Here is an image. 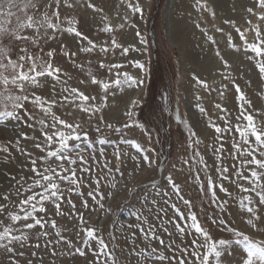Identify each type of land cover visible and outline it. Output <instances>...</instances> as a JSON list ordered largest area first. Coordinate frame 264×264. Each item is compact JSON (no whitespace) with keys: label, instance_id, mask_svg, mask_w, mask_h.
I'll return each instance as SVG.
<instances>
[{"label":"rangeland","instance_id":"obj_1","mask_svg":"<svg viewBox=\"0 0 264 264\" xmlns=\"http://www.w3.org/2000/svg\"><path fill=\"white\" fill-rule=\"evenodd\" d=\"M15 2L19 8L13 9L15 13L13 17L0 16L2 26L14 33L4 40L0 48L4 49V56L10 57L17 67L13 69L9 65L0 68V77H7L11 81L20 71L34 75V72H30L33 62L36 64L35 71L46 70L47 65L51 63L52 67L59 68L60 72L56 74L58 79L46 74L36 77L35 84L30 81L23 82L22 88L19 82L15 85L11 83L4 85L0 79V111H12L11 102H8L5 108L9 95L28 98L21 101L22 110L16 109L22 120L16 121L10 117L0 116V205L5 206L4 210L0 211V220L3 221L0 224V231L10 226L13 229H21L29 235L23 247L13 242L10 247L14 251L11 253L6 248L0 247V264H29V262L30 264H98L96 250L99 246L95 242H92L91 248L83 246L85 233L81 230V214L87 221L83 227L99 229L97 235L104 238L109 249L113 244L118 246L117 257L120 264H140L143 257L136 253L148 250L149 245L165 256H187L192 260V264H198L192 257L194 248L192 240L199 241L202 237L195 234L194 230L188 229L181 234L176 227V223L180 222L178 216L175 223L168 222L176 215L171 208L172 203H175L181 211L188 212V208L172 191L167 181L169 174L179 183L180 194L184 199L192 202V211L196 212L201 226L209 232L212 240L233 241L222 249L220 264H243L247 256L244 246L236 242L234 233L228 229L241 231L254 242H264V201L259 197L261 189L243 193L231 183V179H235L232 165L235 163L239 166V161H233L230 155L233 152L232 137L239 139L235 131L220 134L223 139L219 143L224 145L223 164L229 168L230 179L217 178L215 172L217 162L213 148L219 147V143L216 142L218 134L210 126L209 121L224 127V121L220 117L225 116L226 113L216 108V105L220 104L227 110L231 124L236 123L235 117L239 114L240 103L236 85H239L246 98L252 102L249 111L254 118L260 120L264 115V73L259 71L255 60L249 59V56L254 54L244 50L243 42L236 31L237 28L244 31L250 43L255 42L256 26L260 27L264 35V20L260 19L261 14H264V8L260 7L259 0H200V4L197 0H60L59 7L55 0H15ZM33 4L35 7H31ZM89 4L95 7H89ZM129 4L133 6L139 4L143 10L142 14L133 12L128 7ZM204 4L207 7H201ZM25 5L28 7L26 8ZM249 8L252 9L251 13L248 12ZM57 11L58 16L54 15ZM45 14L51 23L59 24L60 29L47 28L46 24L19 28V24L27 23L28 17H32L35 22H44ZM249 21L251 24L248 23ZM109 25L113 30L105 31L104 29ZM172 25L180 26L174 31L175 35L172 34ZM68 27H76L82 35L77 36L75 33L64 31ZM137 32L148 41L147 45L140 43ZM229 34L239 51L229 47L227 39ZM209 36L216 40L215 44L208 39ZM84 37L95 45L91 52L80 50L81 47H91ZM112 39L129 48L126 56L120 54L121 49L112 48ZM103 47H108L109 51L107 53L100 51ZM133 48L140 51H133ZM145 48L147 51H144ZM217 49L229 62V68L226 69L220 58L216 56ZM49 52L53 53L51 57L48 56ZM73 53L75 55H72ZM21 56L25 57L23 61L20 60ZM137 60L143 63L144 68L135 66L134 62ZM3 63L8 65V60L4 59ZM101 63L122 64L123 67L108 72L106 68L100 67ZM117 71L126 72L136 80H143V83L131 86L126 84L122 89L112 87L107 92L99 84L92 83L93 76L98 81H112L116 78ZM225 72L228 73V79H224ZM197 77L205 81L208 87L205 88L197 83ZM224 85L227 87H222ZM65 88L69 89V92L63 91ZM72 88L84 92L85 95L95 96L96 100L90 99L85 106L103 105L102 112L96 115L84 112L78 106L80 102L74 101L70 93ZM221 91L223 95H220ZM64 96H68V100H64ZM105 96H107L106 101ZM36 97H40V102H35ZM52 100L56 103L51 105V112H48ZM133 101L136 102L135 105ZM200 108H204L205 112L201 113ZM129 110L134 113L132 120L143 124L144 128L134 124L132 128L126 130L124 138L135 139L143 147L155 150L149 153L150 159L153 160L151 169H146L143 163L139 168L134 167L136 162L131 156L139 155L137 151L129 145L121 144L120 134L112 132L105 126L111 123L115 127H121L128 123L129 117L126 113ZM52 114L68 123L80 124L83 131L88 133V138L93 144L90 147L82 141L80 147L84 149L83 154L92 168L89 173L81 174L77 167L78 178L83 175L80 184L83 195L65 192V196L70 197L75 208L65 200L60 206L63 215H58L54 205L46 201L44 207L47 212L37 213L48 221L43 230L39 226L31 230L23 229L24 222L12 221L9 213L23 215L18 204L31 193H24L22 187H27L37 178L31 171V160H37V169L42 166H55L58 163L54 157L42 162L39 158L46 155V151L42 152L35 148V143L39 142L43 145L45 142L39 121L44 120L50 124ZM100 115L104 117L103 123L99 122ZM57 126L63 129V126ZM97 126L101 127V133H96ZM189 126L196 132V136L191 140ZM44 131L54 130L49 128ZM148 135L151 136L150 141ZM101 138L120 144L121 152L127 151L129 158L121 156L123 163L116 161L113 155L114 144L101 145L99 143ZM197 138L202 141L199 145L195 143ZM190 143L192 147H189ZM55 147L54 144L53 148ZM101 147L105 150L103 156L99 153ZM197 149L208 165L207 175L213 178L219 202L227 201L223 207L212 201L207 175L202 166L192 159ZM185 160L188 161L187 164L184 163ZM105 161L113 171L115 167H119L124 173L123 176L116 174L118 184L115 191L107 186L106 179H102L107 170L96 166L97 163L102 165ZM197 172L200 173L199 180L196 179ZM248 174L245 171V175ZM97 179H101V191L112 192L106 200H100L104 208H100L87 195L95 187ZM17 181L20 183L18 184ZM152 183H156L159 187L152 188ZM202 183L203 190L200 187ZM221 183L228 189L227 193L220 190ZM240 183L245 187L250 186L247 181ZM61 187L66 189L67 185L61 184ZM133 188L135 190L130 193L129 189ZM18 191L21 192L20 196H17ZM245 195L251 197V201L245 203L253 208L252 213L240 204V199ZM84 200L88 201L87 208L82 207ZM153 201L156 203L154 204ZM161 207L167 210L166 216L160 214L163 223L155 218L157 210ZM109 208L111 212L106 211ZM137 209L144 210L149 223L156 225L157 239L145 241L140 229L135 227L140 223L132 215ZM149 209L151 212L148 211ZM53 220L56 222L55 228L51 224ZM27 222L31 223L32 220L29 219ZM128 224L133 227L128 228ZM141 227L146 228V225L141 224ZM44 231L49 233L47 237L43 236ZM57 232L65 240L71 241L74 247L70 248L64 241L55 244L54 242L60 238L56 235ZM77 232L80 234V240H77ZM13 234L20 233L14 231ZM37 234H39L38 239ZM113 234L116 236L115 242L111 240ZM133 234H135L134 242ZM159 240H163L164 244H160ZM49 241L53 243L50 244ZM37 244L39 247H36ZM76 247L83 248L84 254L77 253ZM183 248H187L188 252H182ZM133 249L136 252H133ZM20 251L24 252L22 257L18 255ZM201 252H206V249H202ZM106 259L99 258V264H104ZM144 264H176V262L171 259L165 261L153 259L144 261ZM209 264H217L214 255L210 257Z\"/></svg>","mask_w":264,"mask_h":264},{"label":"snow or ice","instance_id":"obj_2","mask_svg":"<svg viewBox=\"0 0 264 264\" xmlns=\"http://www.w3.org/2000/svg\"><path fill=\"white\" fill-rule=\"evenodd\" d=\"M55 3L57 7H59L60 0H55ZM197 3L200 4V0H197ZM259 5L261 8H264V0H259ZM27 8L28 5H25ZM31 7H35V5H31ZM89 7H95V5L89 4ZM128 7L133 12L141 13L143 10L137 4L136 6H133L132 4H129ZM201 7H207L206 4L201 5ZM19 5L15 2V0H0V16H6V17H13L15 13L13 12V9H18ZM248 12L251 13L252 9L249 8ZM58 11L54 13V15L58 16ZM261 20H264V14H261L260 16ZM71 23V22H70ZM227 23V22H226ZM251 24V22H248ZM34 24H39V26H44L46 24L47 28H51L54 30L60 29L59 24H53L48 20L47 14H45L44 22H35L33 21L32 17H28L26 24H19V28H31ZM3 22H0V45L3 44L4 40L6 38H10L14 33H12L8 28H5L2 26ZM119 27H123V25H119ZM105 31H112L111 25L107 26ZM64 31L75 33L77 36H81L82 33H80L76 27H68L67 29H64ZM217 31H222V29H217ZM237 33L239 34L240 40L243 42V48L246 51H249L250 53H253L254 55H250L249 59L255 60L256 65L259 68V71L264 73V35L261 33V29L259 26L255 27V42H249L245 32L241 31L239 28L236 29ZM136 35L140 37V43L142 45H147L148 41L140 36V33L137 32ZM20 37H17L19 39ZM208 39L215 44L216 40L209 36ZM228 44L229 47L234 48L236 50H240L237 48V45L233 42L231 34L228 35ZM84 40L88 42V44L91 47H81L82 52H91L95 45L92 41L88 40L87 37H84ZM112 48H118L121 49V55L126 56L129 52L128 47H124L123 45L116 42L115 39H112L111 41ZM133 51H140V49L133 48ZM100 51H103L107 53L109 51L108 47H103L100 49ZM144 51H147V48L144 49ZM53 55L52 52L48 53V56L51 57ZM72 55H75L73 53ZM216 56L220 58L222 61L224 67L227 69L230 67L229 62L224 59V57L221 55L220 50H216ZM8 60V65H5L3 63V60ZM25 59L24 56L20 57V60L23 61ZM31 59V57H29ZM135 66L138 68H144L143 63L140 61L134 62ZM11 66L13 69L17 67L16 63L11 60L10 57L4 56V49L0 48V68H6L8 66ZM36 64L33 62L32 68L30 69V72H34V75H31L30 73H25L24 71H20L18 76H15L12 78L11 81L7 77H0L2 79L4 85H8L9 83L15 85L18 82L20 83L21 88L23 87V82L30 81L31 83H36V77H42L46 74L48 76L56 77V74L60 72L59 68H53L51 63L47 65V69L43 71H35ZM101 68H106L108 72H113L114 69H120L123 67L122 64H112V65H105L104 63L100 64ZM115 79L112 81H98L95 76L92 77V83L99 84L105 92H107L110 88L115 87L122 89L124 85L131 86L132 84H142L143 80H136L135 78L129 76L128 73H121L117 71L115 73ZM228 73H224V79H228ZM197 83L203 85L205 88L208 87L207 83L203 80H200L199 77L196 78ZM226 88L227 86H222ZM63 91L69 92V89L65 88ZM236 91L239 95V114L235 117L236 123L233 125L231 124L230 119L227 115V110L223 109L220 104L216 105L217 109H220L221 111H224L226 113L225 116H221L220 119L224 121V127H221L220 125L214 123L213 121H209V124L212 128H214L215 133L218 134L216 138V142L219 143L220 140L223 139V136L220 135L222 133H232L235 131L238 133L239 139H237L235 136L232 137V147L233 152L230 154L233 161H239V166H237L235 163L232 165L235 179H231V183L235 184L237 188L243 193L248 192H256L257 189H261L259 192V197L261 201H264V115H262L260 120H256L254 118V115L252 112L249 111V108L251 106V101L246 98V95L243 91L240 90L239 85H236ZM70 93L73 96L74 101H79L80 104L79 107L82 108L84 112H91L93 115H96L98 113L102 112L103 105H97V104H90L88 106H85V103L91 100H96L95 96H89L85 95L84 92L79 91L76 88H72L70 90ZM220 95H223V91L220 92ZM68 96H64V100H68ZM28 98L26 96H7V100L5 102V108H7V103L11 102L12 111H0V116H6L15 119L16 121L22 120V116L19 115L16 111V109H23V104L21 103L22 100H27ZM165 99L167 97L165 96ZM104 100H107V96L104 97ZM35 102H40V97H36ZM56 101L52 100L49 103V107L47 109L48 112H51V105L55 104ZM135 101H133V105H135ZM200 112L204 113L205 109L200 108ZM126 115L129 117V122L123 124L121 127H115L111 123H107L105 126L112 130L114 133L120 134V143L124 145H129L132 148H134L139 155H133L131 156V159L134 160L136 163L134 164V167L139 168L141 166V163H143V166L146 169H151L153 166V160L150 159L149 153L154 152L155 150L152 148H145L141 145V143L137 142L135 139H125L124 136L126 134V130L130 129L134 126L144 128L143 124H139L138 122H135L132 120V117L134 116V113L129 110ZM99 122H104V117L102 115L99 116ZM41 125V132L44 137V144L37 142L35 143V148L40 149L42 152L46 151V155L41 156L39 159L42 162H46L47 160L51 158H55V160L58 162L55 166H42V168L37 169L36 164L37 160L32 159L31 164L32 168L31 171L34 173V175L37 177L36 179H33L30 184L27 185V187H22V190L24 193H31V195H28L25 199L20 200L18 207L20 211L23 213V215L20 214H13L9 213V216L12 221L15 222H21L23 221V229H34L37 226H39L42 230L44 226L48 223L47 220H44L42 216L37 215V213H46L47 209L44 207V203L46 201H50L55 208V212L58 215H63L62 212H60V206L61 203L65 200L69 205H71L73 208H75V205L72 203V200L70 197L65 196V192L68 193L75 192L77 195H83V193L80 191V184L83 179V175H81L79 178L77 176V167H79V171L81 174H87L91 171L92 165L89 164L88 159L83 154L84 149L80 147V142L87 143L90 147L93 144V141L88 138V133L83 131L80 124H73L68 123L65 120L59 119V117L55 116V114H52V120L51 123H46L44 120L39 121ZM186 123V122H185ZM57 125L63 126V129L58 128ZM31 127V125H29ZM52 129L54 131H44L45 129ZM66 130V131H65ZM96 133H101L102 129L101 127L97 126L95 129ZM189 132L191 140L192 137L196 136V132L192 130L191 126H189ZM147 135V133H146ZM25 138H27V134H25ZM35 139V138H34ZM149 141L151 140V136L148 135ZM75 142V143H72ZM99 143L101 145H108V144H114V142L107 138H101L99 140ZM195 143L199 145L202 143V141L197 138L195 140ZM56 145L55 148H53V145ZM212 146L211 144L209 145ZM189 147H192V144H189ZM115 151L113 152V155L116 159V161L123 163L121 160V156L124 158H129V153L127 151L121 152L120 144H114ZM4 151H7V149H4ZM104 148L101 147L99 149V153L101 156L104 155ZM213 152L215 154V161L216 167L215 172L217 173V178L220 180H229V168L227 166H224L223 164V153H224V145L223 143H219V147L213 148ZM193 161L198 163L202 166L204 173L207 175L208 172V165L204 160V157L200 154L199 150H196L195 156L192 157ZM93 160H95V157L93 156ZM185 164L188 163L187 160L184 161ZM67 165V166H65ZM97 167H102V169H106L107 171L104 173V177L102 179L107 180V186L111 188L113 191L116 190L118 181L116 179V174H119L120 176H123L124 173L121 172L119 167H115V171H113L112 168L109 167V164L107 161H105L102 165L99 163L96 164ZM159 167V166H158ZM245 171H247L249 174L245 175ZM196 179H200V173H196ZM21 180H23V177H21ZM168 183L171 185L172 191L176 194L177 198L183 202L186 208H188V212L185 213L181 211V209L175 204H171V208L173 209L175 216L172 217L171 220H169V223H175L176 217H179V223H176V227L179 229L180 233L183 234L186 229L188 230H194L195 234H199L202 237V240H192V245L194 246L192 251V257L198 262V264H209V259L213 255L216 258L217 264H220V258L222 256V249L224 246H228L233 243L230 239H220L218 241L212 240V238L209 235V232L206 231L199 222L197 218V214L195 211H192V202L190 200L184 199V197L180 194L181 189L179 183H177L171 174L167 177ZM241 181H247L249 182V187H245ZM19 184L20 181H17ZM61 184L67 185V188H62ZM207 184H208V190L211 193V199L214 203H218L220 207H223L224 204L227 203V201H223L222 203L219 202L217 193H216V185L213 182V178L211 175H207ZM152 188L157 189L159 186L156 183H152ZM201 190H203V183L200 185ZM219 188L221 191L228 192V189L224 187V185L221 183L219 184ZM34 189H39V191H34ZM135 189H129V192H133ZM158 195L160 192L158 191ZM231 195V193H229ZM21 192H17V196H20ZM88 197H90L93 201H95L100 208H104V204L100 203V200H106L107 197H110L112 195V192L109 191L107 193L101 191V179H97L95 181V187L92 191H89L87 193ZM164 195H167V193H164ZM97 197L100 199L98 200ZM7 199V197H5ZM245 201L250 202L251 197L248 195L243 196L240 199V204L243 207L247 208V211L249 213H252L254 210L252 207L248 206V204L245 203ZM155 204L156 202L153 201ZM82 207L87 208L88 207V201L84 200L82 203ZM5 208L4 205H0V211H3ZM106 211L111 212L112 210L109 208ZM151 212V209L148 210ZM163 213L165 216L167 215V210L163 207L159 208L157 210L155 218L157 220H160L161 223H163V217L160 215ZM132 215L135 217L137 221L140 223H137L135 227L139 228L143 238L145 241L148 240H155L157 239L156 235V225L153 223H149L148 216L144 215V210L137 209L135 210ZM31 219L32 222L28 223L27 221ZM3 221L0 220V224H2ZM87 221L84 219L83 214L80 215V224H81V230L85 233V236L83 238V246L86 248H91L92 242H95L99 247L96 250V256L99 264V258L105 257L107 258L104 262V264H120V261L117 257V245L113 244V247L109 249V245L105 242L104 238L100 235H97L99 232V229H96L94 227H83ZM251 223V221H249ZM52 227H56L55 220L51 221ZM141 224L146 225L145 227H141ZM128 228H132L133 225L128 224ZM19 232V235H14L13 232ZM228 231L233 232L234 236L237 238L236 242L240 243L244 246V249L247 253L246 259L243 260V264H264V242L261 241H253L248 235H245L241 231H236L235 229H228ZM49 235L48 232L44 231L43 236L47 237ZM57 236L60 238L56 240L55 244H60L61 241H64L68 246L74 247L71 243V241L65 240L63 236H60V233H56ZM134 235L133 234V242H134ZM77 240H80V234L77 232L76 234ZM39 238V234H37V239ZM29 235L22 231L21 229H13L12 227H4L3 231H0V247L6 248L8 252H13L14 249L10 247V245L13 242H17L20 247H23L24 244L28 241ZM111 240L115 242L116 236L113 234L111 236ZM6 242V243H5ZM49 243H53V241H49ZM160 244H164L163 240H159ZM36 247H39V244L36 245ZM170 247V246H169ZM206 249V252L202 253L201 250ZM75 251L81 255L84 254L83 248L76 247ZM182 252L187 253L188 249L183 248L181 249ZM133 252H136L135 249H133ZM138 256L143 257V259L140 261V264H144V261H151L153 259L158 261H165V260H174L176 264H192V260L188 259L187 256H172L168 257L165 256L162 252L158 253L157 249L152 248L149 245V249L146 251H140L136 253ZM19 256H23L24 252L20 251L18 253ZM30 264V262H29Z\"/></svg>","mask_w":264,"mask_h":264},{"label":"bare ground","instance_id":"obj_3","mask_svg":"<svg viewBox=\"0 0 264 264\" xmlns=\"http://www.w3.org/2000/svg\"><path fill=\"white\" fill-rule=\"evenodd\" d=\"M178 20H179V19H178ZM181 20H182V19H181ZM176 22H177V21H176ZM177 23H178V22H177ZM180 24H181V23H180ZM174 25H175V24H174ZM174 25H172V26H173V30H172L173 32H172V34L175 35L174 31H175L177 28H179L180 26L178 25L179 27H177V26H174ZM170 33H171V32H170ZM182 36H183V35H182ZM175 37H176V36H175ZM179 38H180V37H179ZM174 39H175V38H174ZM177 40H180V39H177ZM182 46H183V45H182ZM191 48H192V47H191ZM195 56H196V55H195ZM190 58L194 59V58L191 57V56H190Z\"/></svg>","mask_w":264,"mask_h":264}]
</instances>
